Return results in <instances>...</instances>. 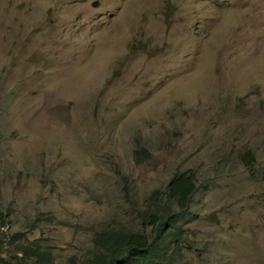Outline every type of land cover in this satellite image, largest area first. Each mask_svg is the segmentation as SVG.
<instances>
[{
    "label": "rangeland",
    "instance_id": "374dc122",
    "mask_svg": "<svg viewBox=\"0 0 264 264\" xmlns=\"http://www.w3.org/2000/svg\"><path fill=\"white\" fill-rule=\"evenodd\" d=\"M187 172L175 264H264V0H0L7 250L81 262Z\"/></svg>",
    "mask_w": 264,
    "mask_h": 264
},
{
    "label": "trees",
    "instance_id": "16d2710c",
    "mask_svg": "<svg viewBox=\"0 0 264 264\" xmlns=\"http://www.w3.org/2000/svg\"><path fill=\"white\" fill-rule=\"evenodd\" d=\"M134 157L136 161L149 158L144 148H136ZM243 157L249 167L254 165L252 155ZM197 191L194 173L175 174L167 184V200L157 202V197L150 198L148 208L139 213L141 228H113L97 233L90 256L81 262L72 258L66 264H175L177 252L183 248L178 243L185 238L179 222L192 216L190 206ZM0 220L7 228V216L2 211ZM5 237L15 240L7 233ZM7 244L11 243L0 236V264H55L52 254L38 245L21 243L23 250L16 251L7 250Z\"/></svg>",
    "mask_w": 264,
    "mask_h": 264
}]
</instances>
